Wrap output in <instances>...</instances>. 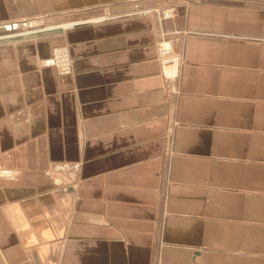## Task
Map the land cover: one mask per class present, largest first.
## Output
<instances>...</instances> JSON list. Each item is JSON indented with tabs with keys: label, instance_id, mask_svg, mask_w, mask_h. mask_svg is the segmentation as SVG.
Listing matches in <instances>:
<instances>
[{
	"label": "crops",
	"instance_id": "obj_1",
	"mask_svg": "<svg viewBox=\"0 0 264 264\" xmlns=\"http://www.w3.org/2000/svg\"><path fill=\"white\" fill-rule=\"evenodd\" d=\"M0 32V264H264V0H0Z\"/></svg>",
	"mask_w": 264,
	"mask_h": 264
},
{
	"label": "bare ground",
	"instance_id": "obj_2",
	"mask_svg": "<svg viewBox=\"0 0 264 264\" xmlns=\"http://www.w3.org/2000/svg\"><path fill=\"white\" fill-rule=\"evenodd\" d=\"M166 10V9H165ZM163 12V11H162ZM169 13L168 12H164V15H167ZM163 14V13H162ZM59 46V45H58ZM162 50H169V53L167 54V57H165L164 59H169L167 60L168 62H165L162 67H161V72L163 74L164 77L168 78H173V76H175L178 72L179 69V63H177L176 58L174 57V55H172L173 53V47L171 44V41H165L163 43V47ZM170 50H171V55L170 54ZM63 52H65L63 54ZM57 56L55 58L52 59H48L46 61V59H40L39 62L40 64H46V62H48V64H56L58 65V68L60 71H66L67 70V55H68V50L66 48H62L61 50L57 51ZM172 56V59H170L169 57ZM46 61V62H45Z\"/></svg>",
	"mask_w": 264,
	"mask_h": 264
},
{
	"label": "built area",
	"instance_id": "obj_3",
	"mask_svg": "<svg viewBox=\"0 0 264 264\" xmlns=\"http://www.w3.org/2000/svg\"><path fill=\"white\" fill-rule=\"evenodd\" d=\"M165 41H170V40H160V42H159V51H158V54H159V59H160V66L162 67V65L165 63V62H168L167 60H169L168 58L167 59H164L165 57H167V54L169 53V50H162V47H163V43L165 42ZM65 48V47H64ZM62 48H59V47H56V48H54V49H52V53H50V55H48L47 57H44V58H42V59H46V61L48 60V59H52V58H55L56 56H57V51H59V50H61ZM65 52H63V54H64ZM169 55H171V50H170V54ZM172 55H174V57L176 58V62L177 63H180V57H179V55L176 53V51H174L173 50V53H172ZM170 59H172V56H170L169 57ZM66 60H67V70L66 71H60L59 70V68H58V65H56V64H48V62H46V64H43V66H48V67H53V68H55L58 72H61L62 74H68V73H70L71 72V57H70V55H69V53H68V55H67V58H66ZM175 77H177V74L175 75V76H173V78H170V79H172V80H174V78ZM169 79V78H168Z\"/></svg>",
	"mask_w": 264,
	"mask_h": 264
},
{
	"label": "rangeland",
	"instance_id": "obj_4",
	"mask_svg": "<svg viewBox=\"0 0 264 264\" xmlns=\"http://www.w3.org/2000/svg\"><path fill=\"white\" fill-rule=\"evenodd\" d=\"M166 9V10H165ZM170 10H172V6L170 7V5H169V7H165L164 9H162V10H160V12H161V15H163L164 14V12H168V11H170ZM163 11V12H162ZM163 13V14H162ZM3 32V31H2ZM1 33V32H0ZM163 39H161V41H162ZM164 40H169V39H164ZM159 42H160V40H158L157 41V43H156V48H157V57H158V61H159V64H161L160 63V59H159V54H158V51H159ZM56 47H59V48H64L63 46H61V45H53L52 47H51V49H50V52L52 53V49H54V48H56ZM44 58V57H43ZM161 67V66H160ZM59 73H61V72H59ZM178 73V72H177ZM62 74V73H61ZM161 74H162V72H161ZM163 75V74H162ZM166 78V77H165ZM167 79V78H166ZM176 79V77L174 78V80ZM174 80H172V79H167V82H168V84H170V85H173L174 84ZM171 82H173V83H171ZM170 87H172V86H170ZM170 140V139H169ZM171 141V140H170Z\"/></svg>",
	"mask_w": 264,
	"mask_h": 264
}]
</instances>
